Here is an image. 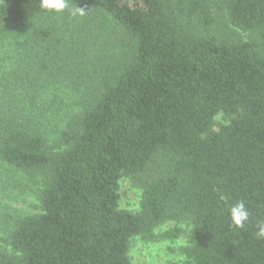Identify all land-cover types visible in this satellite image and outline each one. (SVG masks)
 <instances>
[{
	"label": "trees",
	"instance_id": "trees-1",
	"mask_svg": "<svg viewBox=\"0 0 264 264\" xmlns=\"http://www.w3.org/2000/svg\"><path fill=\"white\" fill-rule=\"evenodd\" d=\"M41 2L0 0V61L14 69L0 91V163L44 179L40 212L1 238L0 264H131L130 240L152 242L169 222L190 224L184 264H264V0H66L117 38L105 47L107 28L79 34L92 67L39 85L13 59L43 49L20 56L48 71L62 49L32 36V22L59 13ZM56 123L52 151L44 130ZM121 178L141 191L135 213L118 207ZM239 200L243 228L229 218Z\"/></svg>",
	"mask_w": 264,
	"mask_h": 264
},
{
	"label": "rangeland",
	"instance_id": "rangeland-1",
	"mask_svg": "<svg viewBox=\"0 0 264 264\" xmlns=\"http://www.w3.org/2000/svg\"><path fill=\"white\" fill-rule=\"evenodd\" d=\"M72 9H65L51 17H43L35 20L30 24L32 36H41L42 41L48 42L60 40L62 49L54 52L52 60L45 63L48 71L44 68L38 72H30L28 65L22 61L20 53H27L29 50L33 53H40V58H43V49L36 51L27 49L19 53L15 52L14 65L17 66L21 77L29 81H37V83L45 84L48 80L55 82L60 80L70 84L76 78V69L82 67L87 70L92 67L94 57L86 52V48L78 50L79 34H93L99 29H106L104 37L101 39L102 45L112 47V43L117 38L116 32L113 34L108 28H112L109 22L103 19L87 20L85 16ZM94 21V22H93ZM109 36H112L108 40ZM96 48L101 49V45L97 42L91 43ZM33 47V43H31ZM26 45L21 50L26 49ZM87 47V46H86ZM5 55V54H2ZM61 58H66L64 62ZM44 59V58H43ZM10 60V59H9ZM12 61V60H10ZM21 66L23 67L20 70ZM40 66V65H39ZM12 64L4 67V62L0 61V91H5V85L11 81L10 75L6 73L14 70ZM40 68H42L40 66ZM5 78V79H4ZM47 79L41 83V79ZM29 80V81H28ZM8 85V84H7ZM29 85V84H27ZM72 85V84H71ZM21 86V84H20ZM24 86V85H22ZM11 86L8 88V93L17 91ZM20 90V89H18ZM70 92V91H69ZM1 97V95H0ZM1 100V99H0ZM226 119L221 115H217L214 119V129H217L219 124L225 123ZM61 123H56L55 128L47 126L44 130V135L47 139V144L52 151L58 150L60 141L58 139V130L60 131ZM44 179L37 172H21L13 168H8L0 163V253H8V248L2 242L3 238L14 226L16 219L27 215L38 214L39 195L43 188ZM118 207L131 213L139 210V202L141 191L136 185L126 179L121 178L118 182ZM178 228L180 234L175 239H163L161 235L171 229ZM190 229V224L187 222H169L154 230L156 239L152 242L144 241L135 237L129 242L128 257L131 264H184L185 257L182 254V248L187 245L186 235Z\"/></svg>",
	"mask_w": 264,
	"mask_h": 264
},
{
	"label": "clouds",
	"instance_id": "clouds-1",
	"mask_svg": "<svg viewBox=\"0 0 264 264\" xmlns=\"http://www.w3.org/2000/svg\"><path fill=\"white\" fill-rule=\"evenodd\" d=\"M41 7L48 11L61 12L66 9L67 3L66 0H42ZM250 217L251 212L243 200L237 201L229 209V218L233 227H245L249 223ZM256 228V238L264 239V220H259Z\"/></svg>",
	"mask_w": 264,
	"mask_h": 264
}]
</instances>
